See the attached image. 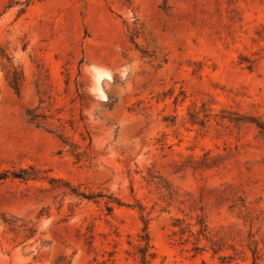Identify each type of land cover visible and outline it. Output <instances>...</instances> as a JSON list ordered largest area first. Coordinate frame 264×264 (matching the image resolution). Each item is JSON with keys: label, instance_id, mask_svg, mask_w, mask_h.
Listing matches in <instances>:
<instances>
[{"label": "rangeland", "instance_id": "obj_1", "mask_svg": "<svg viewBox=\"0 0 264 264\" xmlns=\"http://www.w3.org/2000/svg\"><path fill=\"white\" fill-rule=\"evenodd\" d=\"M208 98L214 112L264 121V0H0V173L35 167L86 193L138 201L150 264H252V249L264 264V134L250 124L183 126L185 109ZM39 99L67 122L85 162L26 124L22 110ZM172 117L174 126L164 122ZM148 171L182 196L163 199L144 182ZM104 200L0 180V264H137V210L107 215ZM188 231L207 237L200 251L178 241Z\"/></svg>", "mask_w": 264, "mask_h": 264}, {"label": "trees", "instance_id": "obj_2", "mask_svg": "<svg viewBox=\"0 0 264 264\" xmlns=\"http://www.w3.org/2000/svg\"><path fill=\"white\" fill-rule=\"evenodd\" d=\"M23 6H25V4ZM138 37V29H133L130 35V42L135 47V41L136 39H138ZM142 56L144 57L147 55L145 53H142ZM148 57H150V55H148ZM7 80L9 87L14 91L16 95L19 96L21 91V84L23 81L21 73L16 68H13L12 72L9 71L7 73ZM67 85L68 84L66 83V86ZM173 100L174 105L177 106L179 104L177 96H175ZM182 102L183 100L180 101V103ZM43 103L44 102L42 101V99H39L36 108H24L22 110V116L26 124L55 137L60 142L62 147L66 150V153L70 157H72L76 163L85 162L87 160V152L85 150H82L77 143L71 141L66 137L67 122H64L61 118L56 117L55 114H49L48 112H50L51 110L50 105H48L47 110L43 112L41 107ZM212 106L213 101L209 98L198 102H192L185 109V114L181 118L183 126H187L196 132H202L208 129L211 123H214L217 126H239L242 124H250L264 134V121H262L260 118L241 113L236 109H232L231 107H221L214 112L213 109H211ZM164 122L169 123L171 126H174L177 122V118H165ZM69 127L71 128L72 125H69ZM81 140L84 142V137L81 136ZM165 140V135H162L161 138L156 139L155 141L156 144H158L160 147H163L165 145ZM48 172V170H41L35 167L14 168L1 172L0 180H6L10 178L22 182H44L51 187L64 189L69 195L74 196L80 200H86L87 202H93L94 204H99L101 200L105 199L103 204L104 211L107 212V215L112 212L114 206L135 208L139 214L141 222L143 223V228L141 230L142 234H137L134 243L129 244V246L132 247V252L129 254L135 259L137 264H150L156 258V253L153 249V246L151 245V241L147 233V225L149 220L145 217L144 207L138 201H134L135 206H132L126 205L121 200L112 195L107 196L102 193H86L84 191H81L80 187H74L69 182L62 181L50 176ZM143 180L148 187H153L157 194H159L161 197H167L168 200H173L175 198L178 199L182 196L177 189L172 188L165 180L157 175L152 174L150 171H148L146 177H143ZM191 210H193L194 212L197 211L195 207H192ZM198 211L204 214L203 210L198 209ZM175 223H180V220H175ZM173 226L176 227L175 225ZM34 233L35 230L28 229L25 231L23 238L25 240L30 239L33 237ZM187 235V237L185 236L184 238V233H180L178 241L183 240L187 243H190L192 244V249L195 252L200 251L201 249L198 244L200 237H203L205 239L207 237H205L202 233L197 235L194 233H190V231H188ZM214 254L216 253L214 252ZM251 254L252 264H258L256 262L258 259H256L257 257L255 249H252ZM218 260H220L221 263H230L232 261V258L229 256L219 257Z\"/></svg>", "mask_w": 264, "mask_h": 264}]
</instances>
